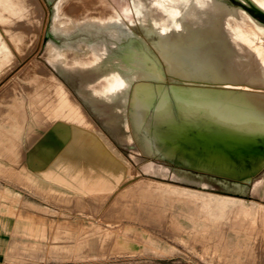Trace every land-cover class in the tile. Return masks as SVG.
Segmentation results:
<instances>
[{"label":"rangeland","instance_id":"rangeland-1","mask_svg":"<svg viewBox=\"0 0 264 264\" xmlns=\"http://www.w3.org/2000/svg\"><path fill=\"white\" fill-rule=\"evenodd\" d=\"M78 1L18 5L20 0H0V35L7 48L0 57L10 59L0 70V210L8 208L16 217V263L264 264V169L248 182H234L146 156L141 137L129 136L127 113L117 97L94 96L104 73L117 62L106 59L95 68L79 63L90 52L100 54L104 46L111 50L117 41L96 17L97 10L81 8ZM102 1L126 15L122 23L136 21L131 0ZM140 2L144 25L149 19L169 23L162 0ZM212 4L195 0V12H184L181 19L186 29L203 23L204 31L195 30L196 39L221 58L229 55L233 67L240 69L241 60L250 55L232 41L228 10ZM131 37L153 46L141 25ZM60 80L108 139L102 162L113 171L95 168V176L102 177L96 183H80L76 166L64 172L62 163H55L57 155L40 144L48 131L34 114H41V99H54ZM214 84L217 89L201 86L200 95L215 91V105H242ZM29 170L47 173L41 177ZM14 182L16 199L7 193L8 183Z\"/></svg>","mask_w":264,"mask_h":264},{"label":"bare ground","instance_id":"bare-ground-1","mask_svg":"<svg viewBox=\"0 0 264 264\" xmlns=\"http://www.w3.org/2000/svg\"><path fill=\"white\" fill-rule=\"evenodd\" d=\"M27 1L30 4V0H20L18 5ZM211 1L228 10L226 17L232 41L239 42L250 55L241 60L240 69L233 67L229 55L221 58L212 53L206 43L196 39L195 30L204 31L203 23L201 27L192 23L185 28L181 17L184 12H195V0H162L169 23L149 19L146 25L140 20L143 13L140 0L130 1L129 7L136 15V21L130 23H122L126 15L108 9L102 0H79L81 8L97 10L96 17L117 41L111 50L104 46L100 54L90 52L79 63L95 68L106 59L117 62L115 68L104 73L98 86L100 90H94V96L108 100L117 97L127 113L125 122L129 136L141 137L142 152L146 156L196 170L198 174L248 182L264 169V24L241 8L231 7L226 0ZM250 1L264 12V0ZM248 8L264 22L258 11ZM42 11L46 17L45 8ZM137 25L144 28L146 36H151L155 54L149 43L129 40L136 34ZM257 25L263 29H258ZM3 43L0 35V54L7 52ZM7 60L9 57H0V70ZM251 65L257 70H251ZM125 83V93L119 97L118 91ZM214 83L221 84L218 87L242 105H215V91L212 96L200 95L201 86L215 89ZM56 84L54 99H41V114H34L46 122L48 131L40 144L57 155L55 163L60 161L64 172L76 166L80 183L88 185L87 181L91 180L96 183L102 180L101 176H95V168L105 167L102 159L107 156L108 139L92 123L67 86L61 80ZM193 89L197 95L193 94ZM246 102L256 105H245ZM101 147L105 150H100ZM101 169L113 171L106 167Z\"/></svg>","mask_w":264,"mask_h":264},{"label":"crops","instance_id":"crops-1","mask_svg":"<svg viewBox=\"0 0 264 264\" xmlns=\"http://www.w3.org/2000/svg\"><path fill=\"white\" fill-rule=\"evenodd\" d=\"M11 171V170H10ZM30 171V170H29ZM10 172V178L11 181ZM30 173H47L46 170H36V171H30ZM43 175V174H42ZM41 175V177H43ZM33 176V175H32ZM36 177V176H33ZM29 182L31 184L34 183V185L37 183L36 181H33L32 179H29ZM13 181V180H12ZM15 184L8 183V195L9 198L16 199L17 196V183ZM36 186H38L36 184ZM11 187L13 189L11 190ZM26 188V187H25ZM27 203H33V201L26 199ZM11 205V201L7 202V205ZM6 205V203H5ZM8 208H3V210H0V264H17L16 263V217L10 213H7L6 210Z\"/></svg>","mask_w":264,"mask_h":264},{"label":"flooded vegetation","instance_id":"flooded-vegetation-1","mask_svg":"<svg viewBox=\"0 0 264 264\" xmlns=\"http://www.w3.org/2000/svg\"><path fill=\"white\" fill-rule=\"evenodd\" d=\"M229 2V4L232 6V7H239L241 8L242 10L246 11L249 15H251L253 18H255L257 21H259L260 23H263V21L259 20L255 14L253 13V11H251V9H249L248 7H251L252 9L256 10L259 12V14L264 17V12L259 9L258 7H256L250 0H227ZM48 37V36H47ZM154 46H152V52L155 54V51H154Z\"/></svg>","mask_w":264,"mask_h":264},{"label":"water","instance_id":"water-1","mask_svg":"<svg viewBox=\"0 0 264 264\" xmlns=\"http://www.w3.org/2000/svg\"><path fill=\"white\" fill-rule=\"evenodd\" d=\"M189 168H192V169H196L195 167H193V166H190V165H187Z\"/></svg>","mask_w":264,"mask_h":264}]
</instances>
